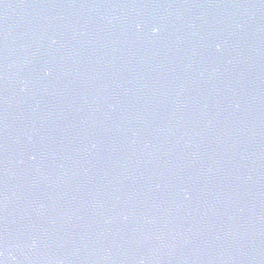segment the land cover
<instances>
[{
    "label": "water",
    "instance_id": "95a60500",
    "mask_svg": "<svg viewBox=\"0 0 264 264\" xmlns=\"http://www.w3.org/2000/svg\"><path fill=\"white\" fill-rule=\"evenodd\" d=\"M0 264H264V0H0Z\"/></svg>",
    "mask_w": 264,
    "mask_h": 264
}]
</instances>
